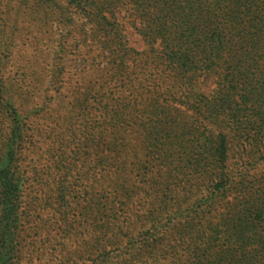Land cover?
I'll use <instances>...</instances> for the list:
<instances>
[{
  "label": "trees",
  "instance_id": "16d2710c",
  "mask_svg": "<svg viewBox=\"0 0 264 264\" xmlns=\"http://www.w3.org/2000/svg\"><path fill=\"white\" fill-rule=\"evenodd\" d=\"M27 1L12 2L24 6ZM32 2L47 18L63 19L68 33L62 40L76 31L82 39L83 57L92 56L90 71L96 93L91 104L85 88L72 102V116L55 126L58 135L47 138L46 154L56 158L59 184L76 173L91 192H125L130 199L127 183L132 178L126 168L113 175L114 154L123 149L128 138L126 124L140 123L142 117L150 116L156 122L148 139L158 157L176 161L179 174L186 162L193 161L197 169H204L198 184L187 191L196 195L201 187L206 189L208 198L196 207L195 216L226 211L209 235L199 238L200 249L192 264H264V182L245 187L241 177L238 184L232 183L225 134L245 132L246 127L239 122L242 108H264V0ZM122 12L149 47L147 52L129 47ZM67 47L69 44L60 43L63 57L57 58L51 77L61 88ZM200 78L215 79L218 91L212 99L196 91ZM183 107L198 118L196 125L182 117L179 110ZM43 112L47 113L45 105L21 112L10 88L0 84V264H19L16 248L20 245L26 181L21 157L24 150L37 153L38 144L46 139L39 123L29 134V119L41 120L46 116ZM225 113L229 120L223 122L224 128L215 125L221 132L208 130L211 120L225 117ZM173 148L178 150L177 156H173ZM121 155L122 151L116 157ZM156 186L158 183L152 182L142 187V222L148 231L143 264L159 260L155 256L158 250L152 249L162 244L157 222L173 215L186 199H169L171 192L166 190L154 196ZM60 208L64 209L62 214L67 213L66 203ZM93 214H100V210ZM70 230L64 225L62 231L68 235ZM104 263L107 260L99 262Z\"/></svg>",
  "mask_w": 264,
  "mask_h": 264
},
{
  "label": "rangeland",
  "instance_id": "374dc122",
  "mask_svg": "<svg viewBox=\"0 0 264 264\" xmlns=\"http://www.w3.org/2000/svg\"><path fill=\"white\" fill-rule=\"evenodd\" d=\"M12 1L15 0H0V84L10 88L15 107L21 112L34 107L40 110L44 105L47 110L41 113H46L43 119H29V134L39 123L46 139L38 144L37 153L24 150L21 157L26 181L20 245L16 248L18 263L99 264L105 259L107 263L104 264H143L142 251L148 249L143 247L148 231L142 222V187L156 182L154 196L166 190L171 192L169 199L182 202L186 198L173 215L157 222L163 238L159 248H152L158 250L156 264H192L193 256L200 249L202 239L199 238L207 237L226 211L203 218L195 216L196 207L208 198L206 189L201 187L196 195L195 191H187L198 184L199 173L204 169H197L196 163L191 161L184 164L179 174L176 161L158 157L154 143L148 139L151 126L156 122L150 116L142 117L140 123L126 124L128 138L123 149H117L114 154L113 175L117 176L126 168L132 178L127 183L130 199L125 192H91L88 183L80 180L76 173H71L66 182L59 184L61 177L59 165H55L56 158L46 154L47 138L51 134L58 135L55 126L72 116V102L85 88L90 92L91 104L96 93L90 71L92 56L83 57L82 39L76 31L66 41L62 40L68 33L63 19L47 18L34 7L32 0L24 6ZM121 22L129 47L147 52L149 47L124 12ZM61 42L69 44L62 88L51 79L57 58L63 57L59 48ZM196 88L209 99L218 91L214 78L206 81L200 78ZM241 111L243 119L239 122L246 127L245 132L225 134L232 183L238 184L242 177L244 186L249 187L255 181L264 182V108L251 111L244 107ZM179 112L188 124L196 125L198 118L187 108H180ZM226 114L211 120V124L206 123L208 130L221 132L215 125L224 128L223 122L229 120ZM65 134L62 136L66 137ZM121 151L123 155L116 157ZM172 152L173 156L178 155L177 149L173 148ZM64 203L68 209L62 214L64 209L60 206ZM96 209L100 214H93ZM64 225L71 228L68 235L63 234Z\"/></svg>",
  "mask_w": 264,
  "mask_h": 264
}]
</instances>
